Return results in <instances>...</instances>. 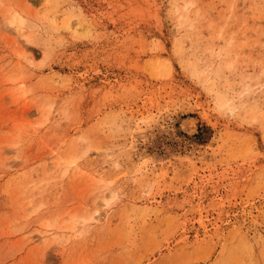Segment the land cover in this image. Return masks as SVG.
Instances as JSON below:
<instances>
[{
  "label": "rangeland",
  "instance_id": "1",
  "mask_svg": "<svg viewBox=\"0 0 264 264\" xmlns=\"http://www.w3.org/2000/svg\"><path fill=\"white\" fill-rule=\"evenodd\" d=\"M0 264H264V0H0Z\"/></svg>",
  "mask_w": 264,
  "mask_h": 264
},
{
  "label": "bare ground",
  "instance_id": "2",
  "mask_svg": "<svg viewBox=\"0 0 264 264\" xmlns=\"http://www.w3.org/2000/svg\"><path fill=\"white\" fill-rule=\"evenodd\" d=\"M16 19H17V16H14V18L12 19V20H10L9 22H10V24H11V26H12V28L14 29V30H16L15 32H18L19 33V35L21 36V27L20 26H17L16 24H17V22H16ZM17 21H18V19H17ZM19 21L20 22H22V19H19ZM18 24H20L19 22H18ZM21 25V24H20ZM14 34V33H13ZM22 47V46H21ZM184 123H183V126L185 127V130H187V129H189V130H193V129H195L194 127L196 126L195 124V121H194V119L193 118H188V119H186V120H184L183 121ZM185 124V125H184ZM195 125V126H194ZM92 217V216H91ZM95 218V217H94ZM89 220V219H88ZM53 228V227H52ZM53 233V232H52ZM54 234V233H53Z\"/></svg>",
  "mask_w": 264,
  "mask_h": 264
}]
</instances>
